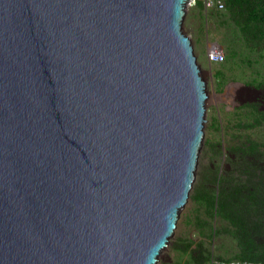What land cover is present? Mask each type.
<instances>
[{
    "label": "water",
    "instance_id": "water-1",
    "mask_svg": "<svg viewBox=\"0 0 264 264\" xmlns=\"http://www.w3.org/2000/svg\"><path fill=\"white\" fill-rule=\"evenodd\" d=\"M189 0H0V264H156L206 82Z\"/></svg>",
    "mask_w": 264,
    "mask_h": 264
},
{
    "label": "rangeland",
    "instance_id": "rangeland-1",
    "mask_svg": "<svg viewBox=\"0 0 264 264\" xmlns=\"http://www.w3.org/2000/svg\"><path fill=\"white\" fill-rule=\"evenodd\" d=\"M187 11L183 30L190 35L208 95L204 136L188 201L156 264H199L198 258L208 253L214 261H239L233 225L212 214L211 206L199 196L206 190L214 195L218 192L219 175L232 168L230 156L237 155L234 148L250 141L264 148V102L255 105L264 98V48L248 43L227 3L224 10L216 11L205 9L201 0H196L187 5ZM213 43L223 50L221 62L206 57Z\"/></svg>",
    "mask_w": 264,
    "mask_h": 264
},
{
    "label": "trees",
    "instance_id": "trees-1",
    "mask_svg": "<svg viewBox=\"0 0 264 264\" xmlns=\"http://www.w3.org/2000/svg\"><path fill=\"white\" fill-rule=\"evenodd\" d=\"M226 3L248 43L264 48V0H226ZM262 100H256L255 105H261ZM261 113L264 118V111ZM234 150L237 155L229 159L232 168H226L219 175L218 192L214 195L206 190L205 194L197 195L211 206L212 214L233 225L239 261L264 264V148L250 141ZM197 247L201 250L202 245ZM208 260H211L210 253L198 258L199 264H207ZM211 261V264H220Z\"/></svg>",
    "mask_w": 264,
    "mask_h": 264
},
{
    "label": "built area",
    "instance_id": "built-area-1",
    "mask_svg": "<svg viewBox=\"0 0 264 264\" xmlns=\"http://www.w3.org/2000/svg\"><path fill=\"white\" fill-rule=\"evenodd\" d=\"M202 5L207 10H216L222 11L225 9V0H201ZM196 0H189V5H194ZM206 57L209 61L212 62H221L224 58L223 50L221 46L217 43H213L210 47L207 48ZM215 262L220 264H243L241 261H231V262H223L221 260H215ZM245 263V262H244ZM252 264H259V263H252Z\"/></svg>",
    "mask_w": 264,
    "mask_h": 264
}]
</instances>
